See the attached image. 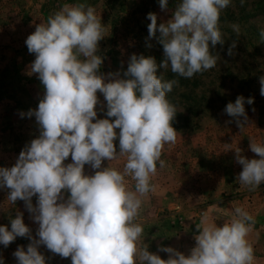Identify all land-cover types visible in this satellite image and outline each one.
Listing matches in <instances>:
<instances>
[{
	"label": "clouds",
	"instance_id": "clouds-1",
	"mask_svg": "<svg viewBox=\"0 0 264 264\" xmlns=\"http://www.w3.org/2000/svg\"><path fill=\"white\" fill-rule=\"evenodd\" d=\"M232 2L179 0L172 18L159 24L157 14L149 13L148 39L162 45L163 59L133 54L122 76L101 72L100 42L107 29L87 0L65 4L36 26L25 41L35 55L28 75L38 74L44 95L37 109L20 116L35 117L39 136L25 146L13 167H0V189L9 190L12 204L24 201L39 225V239L32 236L23 213L10 219V229L0 226L4 248L18 237L31 241L26 250L21 245L13 253L17 264H47L41 246L61 258L70 257L72 264H254L248 240L254 220L243 207L235 208L233 218L222 225L209 222L204 214L188 256L161 247L159 251L169 254L165 260L148 247H138L144 233L136 223L142 197L155 191L152 177L158 164L165 166L164 146L174 144L178 133L173 127L177 108L168 94L179 81L166 80L160 69L170 68L185 79L214 69L219 56L212 49L225 42L220 16ZM159 4L161 11L168 10L169 0ZM232 27L239 33L238 25ZM259 82L264 96V76ZM254 103V97L241 95L224 111L243 129L248 122L245 104ZM99 113L107 118H99ZM249 140L259 159H247L238 148V179L255 189L264 183V143ZM125 156L122 170L104 166V161ZM69 157L72 162L65 164ZM86 165L94 175L85 174ZM129 178L135 181L134 190ZM0 264H5L2 255Z\"/></svg>",
	"mask_w": 264,
	"mask_h": 264
},
{
	"label": "rangeland",
	"instance_id": "rangeland-1",
	"mask_svg": "<svg viewBox=\"0 0 264 264\" xmlns=\"http://www.w3.org/2000/svg\"><path fill=\"white\" fill-rule=\"evenodd\" d=\"M258 1L246 0L241 5V0H233L222 11L220 29L225 42L212 49L219 56L214 69L191 79L177 76L170 68L160 69L166 80L179 81L168 94L177 108L173 121L177 140L164 146L165 166L157 165V173L152 177L155 191L142 197L136 223L144 229L138 247H148L150 253L162 259L167 260L169 254L159 251L161 247L190 255L204 214L209 222L222 225L233 218L235 208L243 207L254 220L248 236L254 248V264H264V183L255 189L242 185L238 179L242 165L236 161L238 148L247 159H259L250 150L249 138L264 143V96L260 94L259 82L264 76L261 36L264 14L254 15L257 11L253 3ZM78 2L83 0H0V167H13L25 146L39 136L35 117L20 116L21 112L37 109L44 95L38 74L28 75L35 55L29 53L25 41L37 25L47 22L65 4ZM87 3L96 9L107 29L106 38L100 42L104 75L120 72L122 76L133 54L154 56L158 62L163 59L162 45L156 39H148L151 21L147 15L155 13L158 24L166 23L179 0H169L166 11H161L159 0H87ZM247 14L249 17L244 19ZM233 25L239 26V33L233 30ZM98 95L106 104L103 95ZM241 95L255 98L253 105L245 104L248 122L243 129L224 111L228 103H234ZM99 118L107 117L99 113ZM126 159L125 156L117 161H104V166L122 170ZM71 162L69 157L65 164ZM85 174L94 175L95 171L86 165ZM129 187L135 188V181L130 178ZM8 193V189H0V226L10 229V219L23 213L32 236L39 239L36 235L39 225L31 218L25 202L17 200L12 204L7 199ZM36 202L37 197H33L34 206ZM29 243V239L18 237L7 248L0 245L5 264H17L13 253L21 245L26 250ZM39 251L47 264H72L70 257L61 258L46 246Z\"/></svg>",
	"mask_w": 264,
	"mask_h": 264
},
{
	"label": "trees",
	"instance_id": "trees-1",
	"mask_svg": "<svg viewBox=\"0 0 264 264\" xmlns=\"http://www.w3.org/2000/svg\"><path fill=\"white\" fill-rule=\"evenodd\" d=\"M253 7L256 8V11H257V13L254 14V15H258V14L262 15V14H264V0H260V1L256 2V3H253ZM248 17H249V15L247 14V16L244 17V19L248 18Z\"/></svg>",
	"mask_w": 264,
	"mask_h": 264
}]
</instances>
